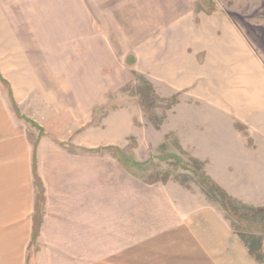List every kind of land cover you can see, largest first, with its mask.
I'll return each mask as SVG.
<instances>
[{
	"label": "rangeland",
	"instance_id": "374dc122",
	"mask_svg": "<svg viewBox=\"0 0 264 264\" xmlns=\"http://www.w3.org/2000/svg\"><path fill=\"white\" fill-rule=\"evenodd\" d=\"M207 204L264 264V0H0V264L171 261Z\"/></svg>",
	"mask_w": 264,
	"mask_h": 264
},
{
	"label": "crops",
	"instance_id": "0c3cea01",
	"mask_svg": "<svg viewBox=\"0 0 264 264\" xmlns=\"http://www.w3.org/2000/svg\"><path fill=\"white\" fill-rule=\"evenodd\" d=\"M1 193V197H3V191ZM19 197L23 199L26 206L28 200L26 192L20 193ZM242 201L248 206H260ZM219 209L218 206L207 204L204 205L202 211L198 208V210L184 215L183 220H180L183 226L179 230L185 231L188 246L163 247V251H168V256L172 255L171 261H165V258L162 257L160 263L148 261L145 264H259L250 254L248 247L234 232L223 211L221 212ZM177 239L179 240V236ZM164 255L166 256V254ZM174 255H186L188 262H180L179 258H175ZM3 261L4 264L15 263V260L10 261L8 257Z\"/></svg>",
	"mask_w": 264,
	"mask_h": 264
},
{
	"label": "trees",
	"instance_id": "16d2710c",
	"mask_svg": "<svg viewBox=\"0 0 264 264\" xmlns=\"http://www.w3.org/2000/svg\"><path fill=\"white\" fill-rule=\"evenodd\" d=\"M33 170H34V168H33ZM204 179H207V177H203ZM222 197H223V199H225L224 197H225V195L224 194H222ZM226 201H230V200H226ZM227 202V203H228ZM229 205V204H228ZM232 209H235L234 207L232 208ZM247 212L249 211V212H251V214H261V213H264V207L263 208H252V207H250V208H247L246 207V209H245ZM258 241H259V239H257ZM250 247V246H249ZM251 248V247H250ZM251 250V249H250ZM252 251V250H251ZM253 253V252H252Z\"/></svg>",
	"mask_w": 264,
	"mask_h": 264
}]
</instances>
